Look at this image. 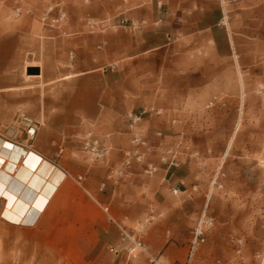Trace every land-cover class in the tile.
<instances>
[{
  "label": "crops",
  "instance_id": "1",
  "mask_svg": "<svg viewBox=\"0 0 264 264\" xmlns=\"http://www.w3.org/2000/svg\"><path fill=\"white\" fill-rule=\"evenodd\" d=\"M49 6L66 12L63 31L42 21ZM122 16L146 24L106 30ZM88 18L102 23L98 31ZM263 25L264 0H0V129L21 111L41 121L33 149L61 172L34 224L8 220L13 206L0 198L3 219L51 240L59 264L183 261L209 195L213 216L227 206L228 225L242 217L251 226L252 194L264 185V102L255 93L264 85ZM144 110L131 132L128 114ZM90 132L109 150L102 160L83 150ZM128 160L125 175L110 179ZM221 165L224 192L214 186ZM101 205L143 236L145 251L110 252L120 232Z\"/></svg>",
  "mask_w": 264,
  "mask_h": 264
},
{
  "label": "rangeland",
  "instance_id": "2",
  "mask_svg": "<svg viewBox=\"0 0 264 264\" xmlns=\"http://www.w3.org/2000/svg\"><path fill=\"white\" fill-rule=\"evenodd\" d=\"M15 1L22 2L21 0ZM106 21L108 24L106 30L112 31L108 29V26L109 21L114 20L110 19ZM97 23L99 24L98 27L100 25L102 26V23ZM262 31V34H264V25ZM255 93L264 102V85H260ZM216 101H212L213 105L209 103L208 107H215ZM238 108L242 111L243 105L238 106ZM20 113L28 115L24 111ZM15 121L10 126L0 129V134L7 136L8 131L14 126ZM19 142L32 146L34 144V141L26 143V137L24 136ZM219 172L222 174L219 178L221 181H225L227 179V171L223 165L220 166ZM220 179L218 185L215 187L220 189V192H224L226 186L224 182H220ZM219 185L222 187H219ZM234 187L237 190H241V192L243 190V186ZM252 195L250 209H255L256 212L254 215L252 214V217L246 218V220L251 221L252 227L244 224L245 218L242 217H236L234 224L228 225V218L222 214V210L227 206L217 207L221 213L219 216L213 211L216 225L210 232L207 242L200 248L198 253L197 258L201 264H264L262 260L264 258V227L259 228L260 222L262 224L264 222V212L260 214L258 211L259 209L264 210V185L261 189L257 188ZM244 204L245 201H239L237 208L243 207ZM212 208V201L210 200V210H213ZM129 229L132 230L131 228ZM136 235L146 247L147 245L143 236L139 237V234ZM237 241H241L242 244H237ZM52 244L53 242L51 240L45 238L42 234H36L35 230H31L28 227L16 226L5 221L1 216L0 210V264H59L56 255L57 250L52 247ZM140 253L142 252L137 251L135 255H130L128 252H122V254L129 257L138 256ZM186 259L173 264H183L186 262Z\"/></svg>",
  "mask_w": 264,
  "mask_h": 264
},
{
  "label": "built area",
  "instance_id": "3",
  "mask_svg": "<svg viewBox=\"0 0 264 264\" xmlns=\"http://www.w3.org/2000/svg\"><path fill=\"white\" fill-rule=\"evenodd\" d=\"M21 12H22L21 8H18L16 10V16L20 17ZM53 14L56 15L53 17L52 16ZM66 19H67L66 12L62 10L59 6L49 7L48 10L42 16V21L45 24H50L52 27H55L61 31H63V27ZM145 24H146L145 21H142L141 23H137L135 21H130L125 17H121L114 21H109L108 29L112 31H118L121 29L137 30L140 29ZM86 25L91 30V32L98 31L99 24L94 19L88 18L86 20ZM101 48L102 47L99 46V49ZM211 105H213V102H211ZM146 114L147 112L145 110L138 113L128 114L127 116L128 127L131 130V132L134 133L139 123L143 120ZM41 126H42L41 121L29 115L20 113L15 121L14 126L8 131L9 133L7 136L9 137L10 141H12L13 143L18 144L26 148L27 150L34 151L32 145L22 144L19 142V140L24 136L26 137V143H30L31 141H34ZM133 142L138 146L146 144L139 136H135ZM83 150L84 152L88 153L94 160H102L109 152L108 148L101 142V140L96 138L91 132L87 134V137L84 140ZM128 156L136 157L138 160L141 159L138 153H131L128 154ZM172 163L177 165V160L173 159ZM130 164L131 162L128 160L127 162H125L123 167L112 169L110 171V179L118 180L122 178L125 175V167L130 166ZM154 172H155V168L152 166L146 170V173L149 175L153 174ZM220 175L222 174H220L219 172L216 176V179L214 180V186L218 185V180ZM76 180L80 185H83L85 182V177L80 176L76 178ZM219 187L222 186L219 185ZM105 188H106V184H103L102 190H104ZM173 192L175 194L178 193L177 190H174ZM210 197L211 195L208 196L200 216L195 220L193 224L191 230L192 239L189 246L188 256L186 262L183 264H201V262H199L197 258L198 253L200 251V248L207 242L210 232L215 228L216 225V219L210 212V199H211ZM101 207L104 213L106 214L108 221L113 225H115L120 232V245L117 248L115 247L110 248V252L112 254L119 255L122 252H128L130 255H135L137 251L143 252L146 250L144 243L136 235L138 233L137 230L135 229L130 230L123 223L115 220L108 206L101 205ZM236 243L239 245L242 244L241 241H237ZM262 260L264 262V258Z\"/></svg>",
  "mask_w": 264,
  "mask_h": 264
},
{
  "label": "bare ground",
  "instance_id": "4",
  "mask_svg": "<svg viewBox=\"0 0 264 264\" xmlns=\"http://www.w3.org/2000/svg\"><path fill=\"white\" fill-rule=\"evenodd\" d=\"M56 174L61 172L35 151L0 134V198L8 201L9 207L13 206L5 213L8 220L23 225L34 224L47 202L48 191L56 184ZM45 183L48 186H44ZM27 208L31 211L23 216Z\"/></svg>",
  "mask_w": 264,
  "mask_h": 264
},
{
  "label": "water",
  "instance_id": "5",
  "mask_svg": "<svg viewBox=\"0 0 264 264\" xmlns=\"http://www.w3.org/2000/svg\"><path fill=\"white\" fill-rule=\"evenodd\" d=\"M27 72H28V75H30V76L39 75V73H40L39 69H37V68H30V69H28Z\"/></svg>",
  "mask_w": 264,
  "mask_h": 264
}]
</instances>
